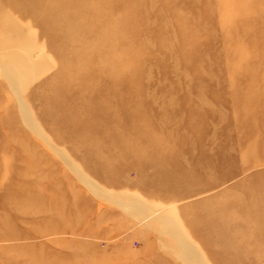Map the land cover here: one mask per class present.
Returning a JSON list of instances; mask_svg holds the SVG:
<instances>
[{
  "label": "rangeland",
  "instance_id": "obj_1",
  "mask_svg": "<svg viewBox=\"0 0 264 264\" xmlns=\"http://www.w3.org/2000/svg\"><path fill=\"white\" fill-rule=\"evenodd\" d=\"M0 264H264V0H0Z\"/></svg>",
  "mask_w": 264,
  "mask_h": 264
},
{
  "label": "bare ground",
  "instance_id": "obj_2",
  "mask_svg": "<svg viewBox=\"0 0 264 264\" xmlns=\"http://www.w3.org/2000/svg\"><path fill=\"white\" fill-rule=\"evenodd\" d=\"M18 6H19V5H18ZM43 13H44V12H43ZM45 13H46V12H45ZM45 13H44V14H45ZM46 14H47V13H46ZM48 17H49V16H48ZM57 35H58V34H57ZM59 35H60V34H59ZM61 37H62V35H61ZM55 38H56V36H55ZM36 126H37V124H36ZM37 127H38V126H37ZM38 129H39V127H38ZM39 134L42 135V138L47 142V139L45 138V136H44L41 132H40ZM83 180H84V179H83ZM145 210L147 211L146 214L150 215L149 217H151V216L154 214V213H153V214L151 215L152 210L149 212V209H148V208H147V209L145 208ZM157 212H158V211H157ZM164 217H165V216H164Z\"/></svg>",
  "mask_w": 264,
  "mask_h": 264
}]
</instances>
